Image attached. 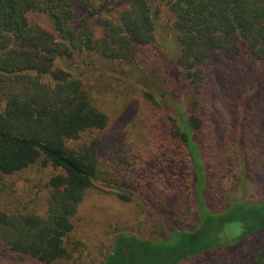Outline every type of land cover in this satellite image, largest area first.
Segmentation results:
<instances>
[{"label": "trees", "instance_id": "trees-1", "mask_svg": "<svg viewBox=\"0 0 264 264\" xmlns=\"http://www.w3.org/2000/svg\"><path fill=\"white\" fill-rule=\"evenodd\" d=\"M100 1L120 3L125 9L114 21L101 17L76 22V0H0V251L64 264L81 250V243L69 235L89 190L99 189L126 203L136 200L124 188L120 171L110 168L112 161L101 160L99 141H83L109 125L99 98L55 62L74 65L81 56L93 63L135 61L137 53L146 55L152 49L155 15L165 6L179 44L175 64L195 90L201 67L222 53L231 61L224 74L231 86L246 87L245 76L252 80L263 71L264 0ZM32 15L45 22L32 23ZM261 84L253 93L264 90V79ZM133 93H141L157 113L161 111L153 117L163 139L153 158L162 172L163 194L154 197L143 191L138 200L159 207L169 234L141 239L122 234L118 227L112 251L100 264H181L223 242L237 243L263 233L264 201L233 200L215 211L203 200L209 171L204 147L197 140L205 123L199 100L189 101L188 111L173 113L165 96L138 89ZM226 164L231 172L234 158ZM35 170L51 172L46 183L50 194L42 209L38 200L26 199ZM180 190L185 198L179 200ZM190 200L198 208V224L192 230L174 218L181 208L190 212ZM226 232L235 236L224 239ZM254 264H264V252L255 256Z\"/></svg>", "mask_w": 264, "mask_h": 264}, {"label": "rangeland", "instance_id": "rangeland-1", "mask_svg": "<svg viewBox=\"0 0 264 264\" xmlns=\"http://www.w3.org/2000/svg\"><path fill=\"white\" fill-rule=\"evenodd\" d=\"M124 9L120 3L76 0V22L85 18L92 22L101 17L114 21ZM44 20L31 16L32 23H44ZM155 21L156 41L152 49L146 55L137 53L135 61L93 63L81 56L74 65L71 61L54 63L55 67L70 72L73 78L81 79L99 98L100 106L108 114L109 125L102 132L88 134L83 141H99L101 160L106 163L112 161L114 166L110 168L116 167L120 171L124 188L136 199L126 203L99 189L89 190L72 219L73 230L69 235L74 242L81 243V250L74 252L73 258L64 264L103 262L112 251L118 227L122 234L136 235L141 239H161L169 234V224L165 225L159 207L151 205V202L142 204L138 200L143 191L154 197L163 194L159 180L162 172L156 169L153 158L158 143L163 139L153 118H158L161 111L157 113L158 108L147 102L141 93H133L136 89L158 97L165 96L173 113L175 109L188 111V102L193 98L199 100V111L205 123L197 140L204 147L209 171L202 197L212 210H224L233 200L250 204L264 201V90L253 93L262 87L264 68L263 71L259 69L261 75L254 74L255 79L245 76L248 79L246 87L231 86L228 83L230 79L226 80L224 75L231 61L222 53L218 59L206 61L201 67L202 78L198 90H195L186 79L185 71L175 64L179 44L167 7L160 8ZM96 31L100 35V28ZM129 86L135 88L129 91L126 89ZM254 104V109H251ZM233 158L234 166L230 172L226 163ZM49 173L50 170H35L30 177L31 192L26 199L29 202L38 200L41 209L50 194L46 188ZM177 197L179 200L185 198V192L180 190ZM17 204L19 207L22 205ZM188 206L190 212L185 207L181 208L182 212L174 218L192 230L198 224V208L192 200ZM180 216L183 219H179ZM233 236L234 233L226 232L224 239ZM229 243L223 242L181 264H229L235 260L254 264L255 256L264 252V232ZM0 264L44 263L0 251Z\"/></svg>", "mask_w": 264, "mask_h": 264}]
</instances>
